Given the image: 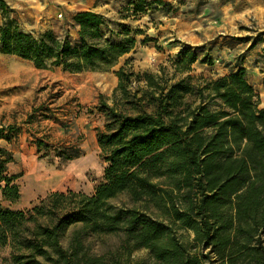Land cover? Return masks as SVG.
I'll return each mask as SVG.
<instances>
[{
  "label": "trees",
  "instance_id": "1",
  "mask_svg": "<svg viewBox=\"0 0 264 264\" xmlns=\"http://www.w3.org/2000/svg\"><path fill=\"white\" fill-rule=\"evenodd\" d=\"M154 1L138 0L133 14ZM6 7L0 0V53L37 69L108 71L136 43L124 24L112 40L107 19L93 11L71 17L75 42L68 33L35 37L5 17ZM198 49L182 47L156 72L134 71L129 59L113 72L116 86L95 106L103 117L95 129L100 180L91 194L54 190L28 209L0 201L6 264H264V103L242 60L226 75L192 74ZM11 128L1 127L0 138L9 141ZM12 160L0 145L1 195L16 202L17 176L6 172ZM110 234L119 237L118 254L90 251L88 237ZM137 250L146 256L130 260Z\"/></svg>",
  "mask_w": 264,
  "mask_h": 264
},
{
  "label": "rangeland",
  "instance_id": "2",
  "mask_svg": "<svg viewBox=\"0 0 264 264\" xmlns=\"http://www.w3.org/2000/svg\"><path fill=\"white\" fill-rule=\"evenodd\" d=\"M137 1L77 0L65 11L66 4L55 0H4L5 17L35 37L52 31L59 37L68 33L75 42L78 36L69 25L71 17L79 11H93L107 19L103 30L112 40L124 24L136 43L108 71L37 69L29 60L0 53V128L5 133L6 126H12L11 139L0 138V145L12 153L6 172L17 176L14 183L20 191L16 202L2 198L0 191L3 206L28 209L49 191L89 192L100 180L105 162L95 129L103 117L95 106L99 94L111 95L117 84L113 72L126 59L134 71L156 72L182 47L201 46L191 73L213 77L228 74L242 60L258 106H263L264 63L257 59L264 47V0H161L164 5L146 0L154 3L144 14L134 15ZM3 21L0 9V23ZM67 148H78L81 153L72 159L60 157L58 153ZM86 243L95 254L119 253L117 235H92ZM145 256V250H137L130 260ZM8 257L9 249L0 247V264H6Z\"/></svg>",
  "mask_w": 264,
  "mask_h": 264
},
{
  "label": "crops",
  "instance_id": "3",
  "mask_svg": "<svg viewBox=\"0 0 264 264\" xmlns=\"http://www.w3.org/2000/svg\"><path fill=\"white\" fill-rule=\"evenodd\" d=\"M55 1H57V2H64L65 4H66V8H65V11L67 10V9H72L71 7L73 6V5H76L77 4V0H55ZM3 59H7V58H3ZM7 60H9V59H7ZM1 61H2V58H0V64H1ZM1 65H0V69H1ZM1 71V70H0ZM114 74V73H113ZM116 77V76H115ZM94 186H95V184L92 186V188L90 189V191L89 192H86V191H84V190H79V191H82V192H84V193H86V194H91L92 192H93V190H94ZM52 191H54V190H52ZM50 192V191H49ZM47 193H45V195H46ZM44 195V196H45ZM44 196H40L39 197V199H41V198H43Z\"/></svg>",
  "mask_w": 264,
  "mask_h": 264
},
{
  "label": "built area",
  "instance_id": "4",
  "mask_svg": "<svg viewBox=\"0 0 264 264\" xmlns=\"http://www.w3.org/2000/svg\"><path fill=\"white\" fill-rule=\"evenodd\" d=\"M58 16H59V17H61V16H62V14H61V13H59V14H58Z\"/></svg>",
  "mask_w": 264,
  "mask_h": 264
},
{
  "label": "bare ground",
  "instance_id": "5",
  "mask_svg": "<svg viewBox=\"0 0 264 264\" xmlns=\"http://www.w3.org/2000/svg\"><path fill=\"white\" fill-rule=\"evenodd\" d=\"M13 67V66H12Z\"/></svg>",
  "mask_w": 264,
  "mask_h": 264
}]
</instances>
